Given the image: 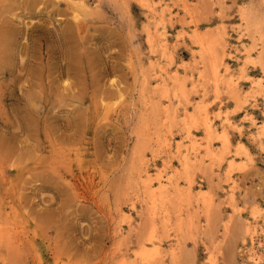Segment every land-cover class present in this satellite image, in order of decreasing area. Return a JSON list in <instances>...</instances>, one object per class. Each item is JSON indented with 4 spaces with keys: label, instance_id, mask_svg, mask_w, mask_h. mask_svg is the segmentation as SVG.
<instances>
[{
    "label": "rangeland",
    "instance_id": "1",
    "mask_svg": "<svg viewBox=\"0 0 264 264\" xmlns=\"http://www.w3.org/2000/svg\"><path fill=\"white\" fill-rule=\"evenodd\" d=\"M263 130L264 0H0V264H264Z\"/></svg>",
    "mask_w": 264,
    "mask_h": 264
},
{
    "label": "bare ground",
    "instance_id": "2",
    "mask_svg": "<svg viewBox=\"0 0 264 264\" xmlns=\"http://www.w3.org/2000/svg\"><path fill=\"white\" fill-rule=\"evenodd\" d=\"M203 39V38H202ZM208 42V41H207ZM202 43V42H201ZM200 44V43H199ZM213 44V41H209L208 42V45H207V48H210L211 46L213 47L214 46V44ZM223 44V43H222ZM205 49V48H204ZM205 51V50H204ZM209 52H210V50H209ZM206 54V53H205ZM210 54H212V52L210 53ZM212 56V55H211ZM213 57V56H212ZM213 62V61H212ZM215 63V62H214ZM216 66V65H215ZM215 68V67H214ZM179 77V76H178ZM180 78V77H179ZM173 79V78H172ZM173 82H174V80H173ZM186 82V81H185ZM184 87V86H183ZM185 88V87H184ZM183 88V89H184ZM234 90V89H233ZM171 91V90H170ZM182 91H184V90H182ZM165 95V94H164ZM172 95V94H171ZM245 95V94H244ZM176 97V96H175ZM187 100V99H186ZM188 101V100H187ZM169 110V109H168ZM174 112V111H173ZM190 112V111H189ZM194 116V115H193ZM170 117V116H169ZM201 117V116H200ZM205 119V118H204ZM173 119H171V122H173L172 121ZM175 120H176V118H175ZM188 121V120H187ZM157 123V122H156ZM205 123H206V128L208 129V130H210L211 129V126L209 125V122L207 121V119L205 120ZM180 124V123H179ZM190 124V123H189ZM196 124H197V122H196ZM146 127V126H145ZM152 127V126H151ZM264 131V130H263ZM171 133V132H170ZM264 133V132H263ZM210 134V133H209ZM209 137V136H208ZM159 139V138H158ZM196 142V141H195ZM192 143H194V142H192ZM227 143V142H226ZM224 145V144H223ZM192 151V150H191ZM198 155V154H197ZM212 155V154H211ZM217 157V156H216ZM187 159V158H186ZM203 160V159H202ZM146 161V160H145ZM189 163V162H188ZM192 167V166H191ZM141 170V169H140ZM198 170V169H197ZM190 171V170H189ZM181 172V171H180ZM142 173H144V172H142ZM150 177V176H149ZM146 179V178H145ZM166 179H168V178H166ZM186 179V178H185ZM159 186V185H158ZM167 188V187H166ZM181 188V187H180ZM178 189V188H177ZM147 190V189H146ZM182 193V192H181ZM150 194V193H149ZM159 194H161V193H159ZM187 194H189V193H187ZM186 194V195H187ZM199 195V194H198ZM151 196V195H150ZM203 196V195H202ZM153 197V196H152ZM171 197V196H170ZM208 197V196H207ZM154 198V197H153ZM152 199V198H151ZM163 199V198H162ZM160 200V199H159ZM171 201V200H170ZM208 201V200H207ZM151 203V202H150ZM163 204V203H162ZM155 205V204H154ZM179 206V205H178ZM158 207V206H157ZM168 208V207H167ZM177 208V207H176ZM208 208V207H207ZM166 214V213H165ZM155 215V214H154ZM169 216V215H168ZM171 216V215H170ZM178 216V215H177ZM195 216V215H194ZM206 216V215H205ZM177 218V217H176ZM178 221V220H177ZM179 222H180V220H179ZM166 224H167V221H166ZM179 224V223H178ZM177 224V225H178ZM179 226H181L180 224H179ZM186 226V225H185ZM162 228H166V227H162ZM169 228V227H168ZM179 228V227H178ZM180 229V228H179ZM181 231V230H180ZM168 232V231H167ZM182 232V231H181ZM164 233V232H163ZM187 233V232H186ZM168 235V234H167ZM167 235H165L166 237H168ZM161 243V238H160V236H159V230H158V228L154 225V227L152 228V230H151V232L148 234V236H146V237H143V240H142V243H141V246L143 247V249L144 250H142L143 252H141V257H137V259H136V263L135 264H161L162 262H161V260L159 259V257H157V255H155V252L152 254L151 253V255L149 256L148 255V250H146V248H148V249H150V247L149 246H154L155 248L154 249H158V247L157 246H159V245H157V244H160ZM180 243V242H179ZM161 248V247H160ZM180 249V248H179ZM181 249H182V247H181ZM183 250V249H182ZM153 251V250H152ZM180 251V250H179ZM158 252V251H157ZM181 252V251H180ZM180 253H173L172 254V259L174 260L173 262V264H177L179 261H180V259H181V256L179 255ZM148 255V256H147ZM158 256H159V254H158ZM161 256V255H160ZM127 263V262H126ZM125 264V263H124ZM133 264V263H132ZM163 264V263H162Z\"/></svg>",
    "mask_w": 264,
    "mask_h": 264
}]
</instances>
